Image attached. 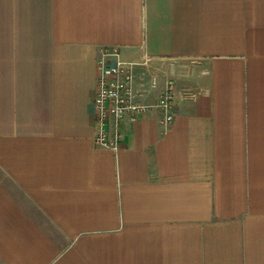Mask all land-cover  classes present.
<instances>
[{"label":"crops","instance_id":"0c3cea01","mask_svg":"<svg viewBox=\"0 0 264 264\" xmlns=\"http://www.w3.org/2000/svg\"><path fill=\"white\" fill-rule=\"evenodd\" d=\"M101 46L174 82L116 151ZM0 264H264V0H0Z\"/></svg>","mask_w":264,"mask_h":264},{"label":"built area","instance_id":"2783aa9c","mask_svg":"<svg viewBox=\"0 0 264 264\" xmlns=\"http://www.w3.org/2000/svg\"><path fill=\"white\" fill-rule=\"evenodd\" d=\"M151 57L142 52L138 59H125L117 46H101L96 58L93 141L104 148L116 151L124 138L123 124L135 122L148 110L162 113L160 124L168 126L173 120L174 82L164 76L158 96L151 102L143 99L150 88L157 86L158 74L144 80Z\"/></svg>","mask_w":264,"mask_h":264}]
</instances>
